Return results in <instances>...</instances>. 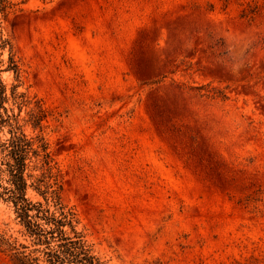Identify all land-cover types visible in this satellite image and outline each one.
<instances>
[{
  "label": "rangeland",
  "instance_id": "374dc122",
  "mask_svg": "<svg viewBox=\"0 0 264 264\" xmlns=\"http://www.w3.org/2000/svg\"><path fill=\"white\" fill-rule=\"evenodd\" d=\"M0 76L108 264H264V0H25ZM0 235L44 249L2 199Z\"/></svg>",
  "mask_w": 264,
  "mask_h": 264
},
{
  "label": "trees",
  "instance_id": "16d2710c",
  "mask_svg": "<svg viewBox=\"0 0 264 264\" xmlns=\"http://www.w3.org/2000/svg\"><path fill=\"white\" fill-rule=\"evenodd\" d=\"M24 3L25 0H0V16H7L9 11ZM13 67L15 69L16 65ZM10 102L12 107L8 108L6 105ZM30 104L25 94L17 92V87L9 95L0 76V131L7 128L10 134L8 139L0 141V199L13 205L33 244L44 249L37 250L40 255L34 257L21 252L15 241L0 235V250L13 252L15 264H108L95 254L77 230L75 214L66 211L61 202L60 186L51 183L57 180L52 175L53 159L48 143L40 136L30 138L21 125L22 110ZM13 107L18 108V113ZM43 119L40 112L30 114L35 129L41 127ZM34 171H41V174L36 176ZM30 188L44 198L45 204L33 202L28 197Z\"/></svg>",
  "mask_w": 264,
  "mask_h": 264
}]
</instances>
